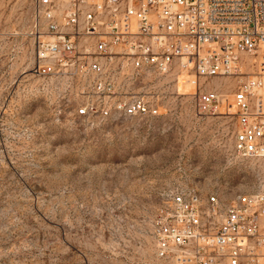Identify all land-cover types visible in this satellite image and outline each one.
Returning a JSON list of instances; mask_svg holds the SVG:
<instances>
[{
    "label": "rangeland",
    "instance_id": "rangeland-1",
    "mask_svg": "<svg viewBox=\"0 0 264 264\" xmlns=\"http://www.w3.org/2000/svg\"><path fill=\"white\" fill-rule=\"evenodd\" d=\"M34 1L0 0V264H155L152 220L171 193L264 192V160L234 154L233 116L196 112L190 74L138 77L159 115L76 117L33 73ZM211 82L231 99L233 79Z\"/></svg>",
    "mask_w": 264,
    "mask_h": 264
},
{
    "label": "built area",
    "instance_id": "built-area-1",
    "mask_svg": "<svg viewBox=\"0 0 264 264\" xmlns=\"http://www.w3.org/2000/svg\"><path fill=\"white\" fill-rule=\"evenodd\" d=\"M33 73L89 121L159 115L144 72L192 75L194 108L233 116L234 154L264 160V0H35ZM247 67V68H246ZM213 79H233L226 99ZM155 264H264V192L171 193L152 220Z\"/></svg>",
    "mask_w": 264,
    "mask_h": 264
}]
</instances>
